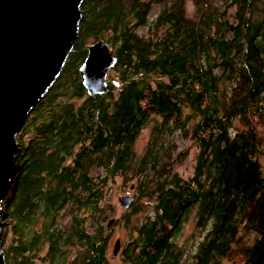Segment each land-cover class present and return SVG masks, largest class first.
<instances>
[{"label":"trees","instance_id":"trees-1","mask_svg":"<svg viewBox=\"0 0 264 264\" xmlns=\"http://www.w3.org/2000/svg\"><path fill=\"white\" fill-rule=\"evenodd\" d=\"M186 1L82 0L73 48L16 134L5 264H110L117 177L133 191L113 222L124 264H264V0H190L194 17ZM97 40L115 62L89 95L79 67ZM175 135L196 150L187 175ZM190 219L207 231L185 259Z\"/></svg>","mask_w":264,"mask_h":264},{"label":"water","instance_id":"water-1","mask_svg":"<svg viewBox=\"0 0 264 264\" xmlns=\"http://www.w3.org/2000/svg\"><path fill=\"white\" fill-rule=\"evenodd\" d=\"M82 0H0V205L12 183L16 134L30 110L58 76L78 36ZM115 58L103 40L87 48L79 67L89 95L107 91L106 77ZM128 208L131 197L118 198ZM1 215V207H0ZM114 219L106 224L109 230ZM0 264H5L1 251ZM116 239L113 255L118 253Z\"/></svg>","mask_w":264,"mask_h":264},{"label":"rangeland","instance_id":"rangeland-1","mask_svg":"<svg viewBox=\"0 0 264 264\" xmlns=\"http://www.w3.org/2000/svg\"><path fill=\"white\" fill-rule=\"evenodd\" d=\"M160 8L161 6L159 5L158 6L154 5L152 7V11L150 13L151 19L154 17V15L157 14ZM186 10L189 16L191 17L195 16V6L192 1L190 0L186 1ZM145 31H146L145 28L138 29V33L140 34H144ZM148 135H149V129H143L142 132L140 133L135 143V146H134V149L138 153L143 151ZM172 139L176 142L178 151H181L184 149L188 150L187 158L183 160L182 163L177 165L175 168L177 171L181 172L183 175H187L190 173V167L192 165V157L195 154L196 150L194 146H192V143L189 139H184L180 137L179 135H175ZM123 195H128L132 198L133 191L130 189L127 183L124 184L121 178L117 177L114 179L113 182H111L108 185L107 191H106V203L108 204V206L111 207V216H112V219L114 220L119 219L125 211V209L119 206V202H118V198L122 197ZM136 217L140 218L141 215H137ZM122 224H123L122 222L121 223L119 222L118 224L113 223L109 229L110 238H109V245H108V250H107V257L109 258L110 264H124L121 258L119 257L118 253L116 255H113L112 253L114 242L116 239H119L120 241V246H119L120 248L118 250L119 252L123 244L129 238L127 230L122 226ZM206 231H207V227L202 230L197 229L192 219H190L189 222L185 224L183 231L179 235V238H178L179 243L185 247V250H186L185 259L189 258L188 254H192L195 251L197 243L202 239ZM253 238H254V234L248 233L244 235L243 242H250L253 240ZM12 241H13V235L9 231V226H7L6 242H4V246H3L5 247L4 250H6V247L8 248V246L10 245V243H12ZM2 244H3V241H2ZM42 264H49V263L44 262ZM228 264H234V263L229 262Z\"/></svg>","mask_w":264,"mask_h":264}]
</instances>
